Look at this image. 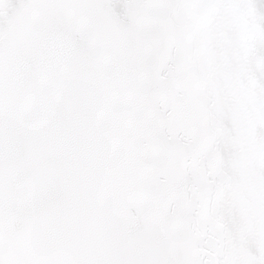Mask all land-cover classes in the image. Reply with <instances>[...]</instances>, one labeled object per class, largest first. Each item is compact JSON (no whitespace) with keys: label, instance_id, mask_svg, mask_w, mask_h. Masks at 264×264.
Masks as SVG:
<instances>
[{"label":"snow or ice","instance_id":"6c2138e0","mask_svg":"<svg viewBox=\"0 0 264 264\" xmlns=\"http://www.w3.org/2000/svg\"><path fill=\"white\" fill-rule=\"evenodd\" d=\"M0 264H264V0H0Z\"/></svg>","mask_w":264,"mask_h":264}]
</instances>
